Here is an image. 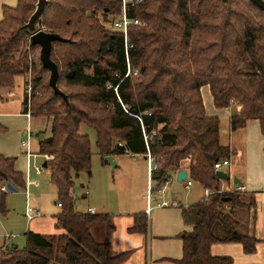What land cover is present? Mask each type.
Here are the masks:
<instances>
[{
	"label": "trees",
	"instance_id": "obj_1",
	"mask_svg": "<svg viewBox=\"0 0 264 264\" xmlns=\"http://www.w3.org/2000/svg\"><path fill=\"white\" fill-rule=\"evenodd\" d=\"M36 1L19 0L16 7L4 9L0 90L13 87L16 77L32 66V92L28 85L24 113L52 119L51 135L40 141L39 153L52 157L48 167L63 205L57 227L65 232L29 231L24 249L13 245L0 250V264H117L126 257V253L113 255L110 241L100 242L93 235L97 224L107 226L108 235L112 234V215L76 210L75 179L91 172L93 163L91 138L80 132L82 124L96 130L105 163L106 156L126 150L144 156L150 152L157 190L169 181L171 169H181L189 161V180L214 192L195 205L199 220L183 237L181 264H235L231 256L212 254L215 243H241L246 253H255L259 240L242 231L236 215L238 209L252 208L257 201L241 192H219L223 180L215 163L230 161L234 151L221 142V119L207 115L202 88L210 86L217 108L242 107L232 117V131L257 119L264 135V11L251 0H145L130 10L144 25L131 29L135 44L131 62L139 73L126 77L123 36L89 15L102 11L105 17L118 16L119 0H50L38 29L66 39L55 41L52 51L66 101L54 92L50 76L46 80L44 74L50 71L40 56L31 60L39 46L32 44L34 32L25 25ZM143 126L150 135L148 144ZM4 131L0 124V132ZM115 137L124 147L114 144ZM16 161L0 154L1 215L9 213L2 188L8 183L27 187ZM148 226L147 215L139 214L131 231L146 233Z\"/></svg>",
	"mask_w": 264,
	"mask_h": 264
},
{
	"label": "crops",
	"instance_id": "obj_2",
	"mask_svg": "<svg viewBox=\"0 0 264 264\" xmlns=\"http://www.w3.org/2000/svg\"><path fill=\"white\" fill-rule=\"evenodd\" d=\"M17 86L23 89V100L20 112L25 114L24 97L26 91H24V87L21 85H16L15 92L11 91L8 93L9 99H3L1 96L0 105L7 106L5 104L16 96ZM202 93L208 116L226 117L229 119L230 134L227 136L229 137L227 140L223 139L221 121V142L223 145L230 146L232 151H234L230 159L231 165L227 167L229 168V174L232 176L237 175L243 179V185L247 188L243 194L247 195V199L254 197L257 201V204L252 208L238 209L236 215L243 228L246 229V225L242 224L244 221H241L240 213L245 210L250 212L253 223L247 233L255 236L259 240L257 251L253 254H248L245 252L244 245L241 243H215L211 248L212 254L216 256H231L234 258L235 264H264V250H262V247H264V135L261 130V123L257 119H252L248 121L245 127L232 131V117L238 114L242 107L233 104L229 108H217L210 86H204ZM2 94H6L5 91ZM25 115L28 116V114ZM28 117L33 120L34 116L30 115ZM28 131L29 129L25 133L27 138ZM238 131L241 133H236ZM33 135L34 133L32 132L31 136ZM144 157L148 160V173H146L148 180L146 188L147 194H143L138 201L134 200L129 202L119 198L113 204H109L107 201L98 202L102 207L100 212L96 209L98 207L97 204L90 206V208H94L95 210L93 214L112 215V221L115 226L112 234L108 235L107 226L102 224L94 225L92 227L93 235L100 242L109 240L113 255L127 254L117 264H181L180 261L184 255L183 237L186 233L194 229L199 220L195 205L204 201L206 198V189L204 188L203 192L194 190L193 188L196 186V183L201 184L197 181H193V184L189 186V181L191 180H189V161H187L181 169H171L169 182L162 188L163 192H160L161 189L157 190L155 188V185H157V182L154 180L156 165L154 169L151 166L154 160L149 155ZM43 158L49 161L52 157L48 155L43 156ZM114 159H117V155L114 156ZM45 168L49 167L47 166ZM182 170H187L189 177L184 183H179L178 174ZM151 180L154 186H151ZM221 183L222 187L225 188L234 184L233 180H223ZM180 184H183L185 189L192 190L191 194H186L183 200L172 193L170 195L168 192L170 187L178 188ZM202 187L204 186L202 185ZM149 194H151V200L148 199ZM161 203H168V205H159ZM55 204L59 205V202H55ZM151 206L152 210L149 214L147 211ZM59 207L62 209L60 205ZM35 209L38 210L37 208ZM62 212L63 209L58 215H54V217L51 214H47V217H42L39 213L32 219H30L26 212L28 221L30 223L35 222V226H30L28 231L33 230L32 232L45 235L64 233L65 230L57 227L58 217ZM139 214H146L149 219L148 231L146 233L131 231V228L135 225L136 216ZM0 216L2 215L0 214ZM23 229L20 231L24 232L26 230L25 225H23ZM5 238L6 236H4V242L0 245V250H4Z\"/></svg>",
	"mask_w": 264,
	"mask_h": 264
},
{
	"label": "rangeland",
	"instance_id": "obj_3",
	"mask_svg": "<svg viewBox=\"0 0 264 264\" xmlns=\"http://www.w3.org/2000/svg\"><path fill=\"white\" fill-rule=\"evenodd\" d=\"M18 2L19 0H0V20L4 17L5 7H16ZM37 2L38 0L36 1V5ZM89 15H92L102 25V11ZM40 52V47L33 50L31 60L34 57L37 59L40 56ZM29 69L30 72L27 74L16 77L13 87H5L0 90V95L3 99H9L8 93L11 91L15 92L16 85L23 86L24 91L27 90V86L33 79L32 66ZM44 76L47 80L50 74L46 72ZM4 91L6 94L3 95ZM22 100L23 89L18 87L16 96L5 104L7 106L0 105V124L6 128V131L0 132V154L16 158L17 169L24 173L27 180L26 188H18L17 192L6 191L7 205L10 212L7 215L0 216V245L4 242V236L9 235L14 237L12 246L15 245L24 249L28 244L26 233L30 226H35V222L30 223L26 216L28 208H37L42 217H47V214H51L54 217L62 209L58 204H55V202L59 201V197L57 186L52 182L51 171L49 168L44 167L46 160L42 155L38 154L40 141L51 134L52 119L39 116L33 117L32 120V118L22 114L20 112ZM220 119L222 121L223 139L227 140L229 138L227 136L230 134L229 119L226 117H221ZM27 129L34 133L30 138H27L25 135ZM80 132L88 134L91 138L93 163L91 172H82L75 179L74 196L77 210L88 212L90 206L97 204L98 207L96 209L100 212L102 207L98 202L107 201L109 204H113L119 198L129 202L138 201L143 194H147L148 180L146 173H148V160L145 159L144 155H117L115 162L118 167L114 168L113 165L105 163L99 153L96 130L88 124H82ZM236 133L241 132L238 131ZM27 139H29V147H24L22 145L23 140ZM120 141V137H115L114 144L118 145ZM29 151L32 154H29ZM151 166L154 169L155 163L152 162ZM225 171L229 173V168L226 167ZM150 184L154 186L152 180ZM193 189L201 192L204 191V187L198 183H196ZM168 192L170 195L172 193L183 200L184 196L191 194L192 190H187L183 184H180L178 188L170 187ZM240 217L241 221H244L242 224L246 225V229L243 228L242 231L246 233L253 223L250 212L248 210L242 211ZM23 225L26 228L24 232L20 231L23 229ZM62 242L65 243L66 241L62 240ZM262 250H264V247H262ZM56 264L63 263L57 262Z\"/></svg>",
	"mask_w": 264,
	"mask_h": 264
},
{
	"label": "built area",
	"instance_id": "obj_4",
	"mask_svg": "<svg viewBox=\"0 0 264 264\" xmlns=\"http://www.w3.org/2000/svg\"><path fill=\"white\" fill-rule=\"evenodd\" d=\"M145 0H119L120 4H121V12L118 16L109 13L108 17H105L104 15H102L101 20H102V24L109 29L110 31L113 32H117L119 34H121L124 38V44H125V50H126V57H127V62H128V72L126 77L132 76V75H138V71L137 70H133L132 67V60H131V50L134 48L135 44L132 40L131 37V29L134 27H138V26H143L144 22L142 20H140L139 18L133 17L130 14V10L132 8H134L135 6H138L140 4H142ZM117 90V89H116ZM28 91L29 93L32 92V86L31 84L28 86ZM148 113V112H147ZM151 115V113H149ZM31 113L28 114V116H30ZM139 118V120L142 122L143 124V120L140 116H137ZM143 131H144V135H145V140L146 143L148 144V140H149V136L143 126ZM28 137H31V133L32 131H28ZM153 134H156V132L154 131ZM29 139H27L26 141H23V146L25 147H29ZM118 145L120 147H124L125 143L120 141L118 143ZM29 154H32L29 151ZM125 154L129 155V156H136L134 154H132L131 152H129L128 150H126ZM149 157L152 159V156L149 152ZM231 165V161L229 160H220L217 161L215 163V169L216 171H224V168L228 167ZM39 171H41V169L38 168ZM169 181H167L168 183ZM166 183V184H167ZM165 184V185H166ZM193 184V181H189V186H191ZM164 185V186H165ZM163 186V187H164ZM162 187V188H163ZM161 188L158 189L160 190V192H163V189ZM3 190H7V185H5L3 188ZM247 188L245 185H236V184H232L229 187H222L221 190L219 191L220 193H231V192H246ZM214 192L210 189H206V198H208L210 195H212ZM88 194V192H87ZM148 199L151 200V194H149ZM59 205L62 207V203H59ZM159 205H163V206H167L168 203H161ZM152 210V206L148 209V213L150 214ZM89 212L91 213H95L94 208H89ZM39 214L38 210H36L35 208L29 207L27 210V215L30 217V219L34 218L35 216H37ZM12 236L6 235V243L4 246V250L9 249L10 246L12 245V241H13Z\"/></svg>",
	"mask_w": 264,
	"mask_h": 264
},
{
	"label": "water",
	"instance_id": "obj_5",
	"mask_svg": "<svg viewBox=\"0 0 264 264\" xmlns=\"http://www.w3.org/2000/svg\"><path fill=\"white\" fill-rule=\"evenodd\" d=\"M229 0H224L225 3H228ZM255 3L260 9L264 11V0H251ZM50 0H38L36 5V10L30 17L28 23H26L25 27L33 31V35L31 37V42L33 45H37L41 48L40 52V59L43 66L50 71V85L54 89V92L57 95H61L64 97L66 101L69 100L68 96L59 88L58 81L60 78V67L59 65L53 60L52 58V51H53V43L55 41H65L66 39L63 38L61 35L53 32H47L45 30L38 29V21L42 17L43 13L45 12ZM109 9H107V12ZM73 74V73H72ZM104 160L107 163L113 165V167H117V163L115 162L114 156H106ZM45 167L48 166V161H46ZM217 176L226 181H232L236 185H243V179L239 178L237 175H230L225 171H218ZM189 177V172L187 170H182L178 174V182L184 183L187 181ZM7 190L17 192L18 189L12 184H7Z\"/></svg>",
	"mask_w": 264,
	"mask_h": 264
}]
</instances>
